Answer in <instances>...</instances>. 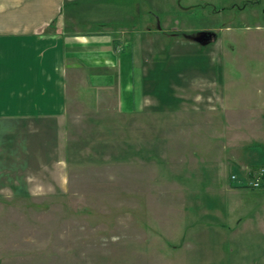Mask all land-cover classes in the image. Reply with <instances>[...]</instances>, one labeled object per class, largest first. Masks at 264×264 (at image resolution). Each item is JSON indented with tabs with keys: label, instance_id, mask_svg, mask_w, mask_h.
<instances>
[{
	"label": "rangeland",
	"instance_id": "374dc122",
	"mask_svg": "<svg viewBox=\"0 0 264 264\" xmlns=\"http://www.w3.org/2000/svg\"><path fill=\"white\" fill-rule=\"evenodd\" d=\"M106 1L79 27L150 22L135 110L75 71L62 116L0 118V264H264V0Z\"/></svg>",
	"mask_w": 264,
	"mask_h": 264
},
{
	"label": "crops",
	"instance_id": "0c3cea01",
	"mask_svg": "<svg viewBox=\"0 0 264 264\" xmlns=\"http://www.w3.org/2000/svg\"><path fill=\"white\" fill-rule=\"evenodd\" d=\"M98 1L0 0V118L62 116L65 81L75 71L86 72L93 87L115 83L118 104L135 110L134 71L138 81L148 72L139 69L130 42L150 22L113 28L103 20L92 31L79 27L82 10Z\"/></svg>",
	"mask_w": 264,
	"mask_h": 264
},
{
	"label": "water",
	"instance_id": "95a60500",
	"mask_svg": "<svg viewBox=\"0 0 264 264\" xmlns=\"http://www.w3.org/2000/svg\"><path fill=\"white\" fill-rule=\"evenodd\" d=\"M211 35V33H206V32H197L193 35H187L186 37L192 41H196V42H201V43H205V38L209 37Z\"/></svg>",
	"mask_w": 264,
	"mask_h": 264
},
{
	"label": "built area",
	"instance_id": "2783aa9c",
	"mask_svg": "<svg viewBox=\"0 0 264 264\" xmlns=\"http://www.w3.org/2000/svg\"><path fill=\"white\" fill-rule=\"evenodd\" d=\"M264 177V167L257 169L254 173L253 180L250 182L251 186H258L259 179Z\"/></svg>",
	"mask_w": 264,
	"mask_h": 264
},
{
	"label": "flooded vegetation",
	"instance_id": "af4514ba",
	"mask_svg": "<svg viewBox=\"0 0 264 264\" xmlns=\"http://www.w3.org/2000/svg\"><path fill=\"white\" fill-rule=\"evenodd\" d=\"M210 36H212V34ZM210 36L209 37H206L205 39L210 38ZM209 41H210V39H209Z\"/></svg>",
	"mask_w": 264,
	"mask_h": 264
}]
</instances>
